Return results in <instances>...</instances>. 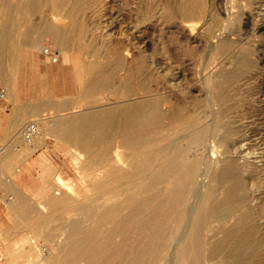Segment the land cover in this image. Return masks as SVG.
<instances>
[{
    "label": "rangeland",
    "instance_id": "rangeland-1",
    "mask_svg": "<svg viewBox=\"0 0 264 264\" xmlns=\"http://www.w3.org/2000/svg\"><path fill=\"white\" fill-rule=\"evenodd\" d=\"M6 1L0 0V10ZM24 1L11 0V13L0 16L6 42L0 68L5 92L0 101V168L7 177L0 197V264H45L43 258L46 264H63L62 247L71 243L69 226L82 224L79 238L96 229L102 237L107 228L99 227V216L133 195L144 197L150 169L181 146L197 167L196 190L183 202L187 216L192 218L200 199L209 206L222 197L223 186L212 175L229 169L243 180L237 195L253 214L239 232L240 237L253 233L255 250L248 264H264V0H69L67 11L50 0H36L34 9ZM228 76L238 78L231 83L224 80ZM154 101L164 116L159 128L149 131L148 145L143 138L124 144L117 113L108 118L107 151L101 131L92 128L96 137L89 135L102 146L86 150L88 136L81 137L88 130L77 134L69 124L95 112L114 113L130 103ZM29 120L37 121L41 136L32 146L17 135ZM195 129L206 132L198 146L188 147ZM132 159L140 167L129 189L113 184L102 194L119 170L131 171L126 163ZM138 182L140 187L133 188ZM7 194L10 201H4ZM154 194L159 218L178 231L172 213L178 184L157 185ZM242 211L244 206L224 225L207 221L204 250L207 241L221 236L220 225L233 226ZM183 231L179 235L186 238ZM53 246L58 258L40 256L41 248ZM168 258L169 264H182L179 255Z\"/></svg>",
    "mask_w": 264,
    "mask_h": 264
},
{
    "label": "bare ground",
    "instance_id": "bare-ground-1",
    "mask_svg": "<svg viewBox=\"0 0 264 264\" xmlns=\"http://www.w3.org/2000/svg\"><path fill=\"white\" fill-rule=\"evenodd\" d=\"M50 1H52L56 5L58 10H62V11L66 10L65 5L69 2V0H50ZM23 3L26 5L31 4L32 9H34L37 6L36 0H25ZM22 9L24 8L23 7L19 8V10ZM11 10H12L11 0H7L5 2L3 9L0 10V16L3 11L8 16L11 13ZM17 15L20 16L21 13H18ZM3 36L4 35L0 31V68L3 60L2 54L4 53L5 43H6L4 41ZM58 39H57V43L59 45H63L64 41L62 39L61 40L59 39L60 40L59 41ZM233 78L237 80L238 77L236 78L234 76H230V77L228 76L225 77L224 80L231 81ZM216 88L219 89V87ZM223 89L221 91H224ZM221 91L218 92H220L221 94ZM214 93L215 92H213L212 94L214 95ZM216 99H218V97ZM113 114H115L118 117L119 124H121L122 126L120 130L122 140L124 144H130L129 146H132L131 144L132 138H136V139L143 138L142 139L143 144L148 145L149 140L147 136L149 135L148 133H150L149 131H151V129L159 128L160 120L164 116L163 111H161L160 109L159 101H154L152 103L134 102L128 104L127 106L123 107L121 110L116 111L114 113L95 112L87 116H81L78 120L75 119L76 121L73 120V122L69 124H72V127L77 129V134H78V129L88 130L87 133L84 132L85 136H83V138L81 137V139L86 140L87 139L86 137L88 136L87 139L88 142L85 141L86 145L85 147L83 146L84 149L90 150L92 148L102 146L99 143H94L93 142L94 139H91L95 136L93 131L99 130L101 131L99 133H101V138H102L100 139L104 140V142L106 143V145L102 143L103 144L102 147H107L105 148L106 150L103 148L101 149L107 151L108 149L107 126L109 125L108 118H110ZM175 118L174 121H177L176 119H178L179 117H177L176 119ZM180 121L182 122L183 120ZM176 123L179 124V122ZM92 128H94L93 131L91 130ZM204 132L206 131H204L203 129L200 130L195 129L192 135L189 136L188 138L189 146L188 145L187 146L188 147H192V145L198 146L201 143L202 138L204 137ZM90 133L93 134L94 136L92 137L91 135H89ZM99 133H95V134L99 136L100 135ZM37 137H40L41 139L40 135H37ZM185 138H187L186 135L181 137V139H185ZM89 140L90 141L93 140V141L90 142ZM96 142H98V140ZM99 142L101 143V141ZM29 146H32L31 143H29ZM3 148L4 147L2 148L0 147V152L2 151ZM187 149L184 146L178 147L177 149H175L173 155H165V157L161 159L160 166L158 168L155 167L150 169L149 180L147 178V184L142 189V192L145 194L144 197L141 196L136 199V197L133 195L131 196V198H128L125 201L123 200L117 204H113L111 208H108L105 211V213H102L99 216L98 219L99 227L107 228V232L103 234L102 237L100 236L99 238L100 233L96 229L92 231L88 230L89 233H86L85 235L79 238V234L82 232L81 230L83 229L82 224L81 225L68 224V226L70 225L69 227H71V229L69 228V231L71 230V234L68 237L71 243L66 247L65 246L62 247L63 255L59 260L60 261L59 263H61L62 261L63 264H169L168 256L171 253H173L179 255V258H181L182 260V264H204L203 260L205 258H214V257L222 258L220 264H248L249 257L250 255L253 254L255 250V244L251 239V236L253 235L252 232L246 231L242 237L239 236V232L243 230V228L247 224H249L253 218V214L251 210H249V208L245 204H243L242 198H240L237 195L239 191L243 190V183H242L243 180H239L238 178L234 177L235 175H232L231 173L232 171L230 172V170L227 168H223L218 172L214 173L212 175V180L216 184L219 183L223 186L221 193L222 197H220V199L218 198V200L215 201L213 204L211 203L213 201H209L212 204V205L210 204L211 206L210 205L207 206L208 205V204L206 205L207 201L202 200L203 198L200 199L195 206V210H192L194 211V213L192 218H190L189 216H187L188 212L183 206V202L186 201L188 198H190L192 196V193L196 190L197 184H196L195 170L197 167L195 165L196 163H192L188 160L187 151L189 150ZM98 150L100 151V149ZM103 153H107V152H103ZM97 157H100L101 159L103 156L101 157L100 154ZM115 161L118 162L117 159ZM126 164L129 165V168L131 167L130 168L131 171L128 172V170H126L125 168L124 169L120 168L121 171L122 170L127 171L120 173L121 171L116 167L115 171L117 169L119 170V171L117 170L118 173L116 177L112 178L111 180H108L104 187L102 186L104 188L102 190L103 192L102 194L109 193L111 191V188H114L113 184H117L115 188L118 189L121 188V191H127L129 189L131 183L135 180L138 174L140 164L136 159H132L130 162ZM236 176L238 175L236 174ZM163 183L178 184L179 194L174 199V206L172 208V213L175 215V219H176L175 222L177 227H179L180 232H181V228L187 232L186 238H182L183 235L182 236L179 235L178 232L179 230L172 231V229L168 227L169 224L167 223L168 221L167 219L159 218L160 216L159 207L158 205L153 204V199L156 198L154 197L155 196L154 192L156 190V187L157 185ZM139 187H140V182L134 185L133 188H139ZM102 197L103 195L101 197H98V199ZM243 206H244V211L240 213L239 218L237 217V219L235 220L236 222H233L234 225L232 224L233 226L231 227L230 226L224 227L223 226L224 220L227 217H233L234 214L236 212H239L241 207ZM122 210H128L127 214L123 216L120 215ZM144 210L146 211L143 212ZM187 210L190 211V209L188 208ZM209 220L219 221V223L221 222V224L223 225H220L219 227V232L221 235L220 237H218L217 239H213V241L206 240L208 242L207 245L209 247L207 250L205 249L207 253L206 255H204L205 238L203 236L202 230L206 225L207 221ZM87 229L85 228L83 232H86ZM61 232H63L64 234L65 230H62ZM46 235L47 233L45 234V236ZM114 239H116L117 241L116 242L113 241ZM235 242H237L236 245H234ZM57 250H58L57 246H53L51 250L45 249L43 247L40 249L39 253L42 258L48 257L50 254L51 255L53 254V257L55 256V258H58V255L57 256L56 254L54 255V253H56ZM42 263L45 264L48 263L47 259L43 258Z\"/></svg>",
    "mask_w": 264,
    "mask_h": 264
},
{
    "label": "built area",
    "instance_id": "built-area-1",
    "mask_svg": "<svg viewBox=\"0 0 264 264\" xmlns=\"http://www.w3.org/2000/svg\"><path fill=\"white\" fill-rule=\"evenodd\" d=\"M43 52L48 55L51 61H55V57L51 56V53L48 49L43 50ZM5 97V92L3 89H0V101L3 100ZM38 134V124L36 120H29L24 122L19 130H18V138L21 140L23 144L31 143ZM7 183V177L5 176L4 172L0 168V197L2 196L3 189L5 188V184ZM11 195L7 194L4 197V201H10ZM2 201L0 200V203Z\"/></svg>",
    "mask_w": 264,
    "mask_h": 264
},
{
    "label": "crops",
    "instance_id": "crops-1",
    "mask_svg": "<svg viewBox=\"0 0 264 264\" xmlns=\"http://www.w3.org/2000/svg\"><path fill=\"white\" fill-rule=\"evenodd\" d=\"M12 124H15V122H13ZM0 126H1V123H0ZM3 127V126H2ZM1 130V128H0ZM2 137L1 133H0V138ZM1 140V139H0ZM2 148V147H1Z\"/></svg>",
    "mask_w": 264,
    "mask_h": 264
}]
</instances>
